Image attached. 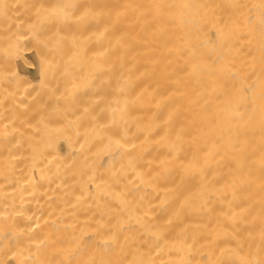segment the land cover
Masks as SVG:
<instances>
[{
    "label": "bare ground",
    "instance_id": "obj_1",
    "mask_svg": "<svg viewBox=\"0 0 264 264\" xmlns=\"http://www.w3.org/2000/svg\"><path fill=\"white\" fill-rule=\"evenodd\" d=\"M13 241L22 264H264V0H0Z\"/></svg>",
    "mask_w": 264,
    "mask_h": 264
},
{
    "label": "rangeland",
    "instance_id": "obj_2",
    "mask_svg": "<svg viewBox=\"0 0 264 264\" xmlns=\"http://www.w3.org/2000/svg\"><path fill=\"white\" fill-rule=\"evenodd\" d=\"M67 94H68V93H67ZM68 95H69V94H68ZM68 95H67V96H68ZM64 235L66 236L67 234L65 233ZM40 236H41L40 239H42V237H44V238L42 239V241H44V239H45V235H44V236H43V235H40ZM61 236H62V235H61ZM38 238H39V237H38ZM13 239H15V238H13ZM65 239H66V238H65ZM65 239H62V240H60V242H59V241H57V242L62 243L63 240H65ZM11 240H12V239H11ZM15 240H17V238H16ZM18 240L20 241L21 239L18 238ZM52 240H53V239H52ZM68 240H69V239H68ZM21 241H23V240H21ZM53 241H54V240H53ZM53 241H51V243H53ZM61 241H62V242H61ZM14 242H15V241H13V243H10V242H9V243H8L9 245H8L7 247H5V246L3 245V246L5 247V249L2 248V250L5 251V250H7L8 248H9L10 250H12V248H13L14 253H15L16 251L18 252V250H19V251H22V252H23V250H25V248H24V242H18V241H16L15 243H14ZM40 242H41V241H40ZM54 242H55V241H54ZM67 242L69 243V241H67ZM17 243H18V245H15V244H17ZM20 243H21V245H20ZM43 243H44V242H43ZM47 243H48V242H47ZM51 243H49L50 245H47V246H46V244H44V246H46V247H51ZM65 243H66V242H65ZM6 244H7V243H6ZM13 244L15 245L14 247L11 246V245H13ZM40 244H42V243H40ZM54 244H55V243H54ZM19 245H20V247H19ZM56 245H57V243L55 244V247H56ZM17 246H18L19 248H18ZM21 246H22V247H21ZM15 247H16V248H15ZM42 247H43V246H42ZM52 247H53V246H52ZM52 247H51V248H52ZM51 248H50V249H51ZM20 249H21V250H20ZM53 249H54V251H56V248L53 247L51 250H53ZM13 250H12V252H13ZM15 250H16V251H15ZM38 250H39V249H38ZM46 250H49V248L46 249ZM46 250L44 249V252L46 253V254L44 255V256L46 257L45 260H46L47 258H49V260L52 262V261H53V256H52V255H53L54 251H53V253H52V255H51V254H50L51 250H50V252H48V251H46ZM3 251H2V252H3ZM42 251H43V250H42ZM2 252H1V253H2ZM7 252L10 253L12 256H14L13 253H11L10 251H7ZM7 252H5L7 255H5V253H4V256H5V257L2 256L3 253H2V255H0V257H1L0 259H2V257H3V258H6V257H7L6 260H5V259H4V260H3V259L0 260V261H4V262L7 261V262H5V264H6V263H7V264H11V263H13V264H17V262H18L20 259H22L21 257H18L17 252H16L15 254L17 255L16 257L19 258V260H17V258H15V259H16V260H15L13 257H8V253H7ZM24 252H25V251H24ZM24 252H23V255H21V256H24ZM47 252H48V253H47ZM56 252H57V251H56ZM56 252H55L54 254H56ZM1 253H0V254H1ZM18 253H21V252H18ZM40 253H41V251H40ZM57 253H58V252H57ZM10 254H9V255H10ZM43 254H44V253H43ZM49 254L52 256V260H51V256H49ZM11 255H10V256H11ZM19 255H20V254H19ZM57 255H58V254H57ZM57 255H56V257L59 256V255H58V256H57ZM41 256H43L42 253H41L40 257H41ZM47 256H48V257H47ZM54 257H55V255H54ZM56 257L54 258L55 260H56ZM8 258H10V259H9L10 261L8 260ZM62 258L64 259V257H63L62 255H60V260H58V261H60V263H59V262H58V263L61 264V262H62V263H65V264H66L67 262H65L64 260H61ZM24 259H26V258H24ZM41 259H43V260H42V262H43V261H44V258L41 257ZM41 259H40V260H41ZM55 260H54V261H55ZM15 261H17V262H15ZM22 261H23V259H22L21 261H19L18 264H20V263L22 264ZM50 261H49V263H51ZM25 262H27V261L25 260ZM38 262H39V261H38ZM42 262H41V263H42ZM46 262H47V261H46ZM56 262H57V260H56ZM47 263H48V262H47ZM47 263H46V264H47ZM53 263L55 264V262H53ZM28 264H29V262H28ZM35 264H36V262H35ZM42 264H43V263H42ZM51 264H52V263H51ZM67 264H68V263H67Z\"/></svg>",
    "mask_w": 264,
    "mask_h": 264
}]
</instances>
